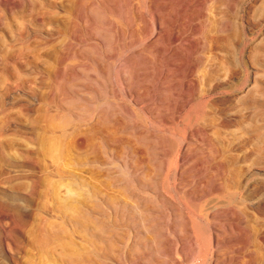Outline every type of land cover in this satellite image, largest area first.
<instances>
[{"label":"rangeland","instance_id":"1","mask_svg":"<svg viewBox=\"0 0 264 264\" xmlns=\"http://www.w3.org/2000/svg\"><path fill=\"white\" fill-rule=\"evenodd\" d=\"M263 3L0 0V264H264Z\"/></svg>","mask_w":264,"mask_h":264},{"label":"bare ground","instance_id":"2","mask_svg":"<svg viewBox=\"0 0 264 264\" xmlns=\"http://www.w3.org/2000/svg\"><path fill=\"white\" fill-rule=\"evenodd\" d=\"M137 1V0H136ZM260 1V0H259ZM262 2V1H261ZM170 3H172V2H170ZM152 4V3H151ZM161 4H163V3H161ZM264 4V3H263ZM160 5V4H159ZM234 5V4H233ZM157 6V5H156ZM156 6H154L153 5V7H156ZM226 6V5H225ZM138 8V7H137ZM136 8V11H139L138 9ZM157 8V7H156ZM232 8H234V6L232 7ZM134 9V8H133ZM154 9V8H153ZM158 9V8H157ZM158 11V10H157ZM234 11V10H233ZM196 12V11H195ZM140 13V12H139ZM138 14V13H137ZM159 14V13H158ZM139 15V14H138ZM167 15V14H166ZM166 15H164V16H166ZM194 15V14H193ZM205 15V14H204ZM163 16V17H164ZM158 17V16H157ZM202 17V16H201ZM135 18V17H134ZM142 18V17H141ZM144 18V17H143ZM159 18V17H158ZM163 19V18H162ZM161 20V19H160ZM157 21V20H156ZM139 22V21H138ZM141 22L143 23V20L141 19ZM161 22H163V21H161ZM254 23H256L257 24V22H255L254 21ZM150 24V23H149ZM141 25V24H140ZM151 25V24H150ZM228 25H230V24H228ZM158 26V25H157ZM162 26V25H161ZM231 26H233V25H231ZM235 27V26H234ZM156 29H157V27H155ZM198 28H206V27H198ZM146 29V28H145ZM159 29V28H158ZM162 29V28H161ZM161 29H160V31H161ZM204 29H203V31H204ZM152 30V29H151ZM252 30H254V29H252ZM165 31V30H164ZM199 31V30H198ZM251 31V30H250ZM249 31V32H250ZM258 31H260V30H258ZM149 32V31H148ZM157 32V31H156ZM252 32V31H251ZM256 32V31H255ZM254 32V33H255ZM133 33V32H132ZM163 33V32H162ZM165 33V32H164ZM258 33V32H257ZM264 33V32H263ZM148 34V33H147ZM157 34V33H156ZM161 34V33H160ZM159 34V35H160ZM230 34V33H229ZM239 34V29L236 27L235 29H234V31L232 32V36L234 35V38L237 36ZM249 34H251V33H249ZM146 35V34H145ZM158 35V36H159ZM245 35H246V33H245ZM232 36H231V38H232ZM249 36V35H248ZM154 37V36H153ZM157 37V36H156ZM175 37V39L174 40H181L182 41V36H181V33L179 34H177L176 36H174ZM159 38V37H158ZM165 39V38H164ZM168 39H169V37H168ZM230 38H229V36L227 37V41L229 40ZM245 39H246V37H245ZM244 39V40H245ZM251 39V38H250ZM173 40V39H172ZM247 40V39H246ZM245 40V41H246ZM205 41V40H204ZM250 41V40H249ZM206 42V41H205ZM225 42H226V40H225ZM154 43H157V42H154ZM163 43V42H162ZM167 43V42H166ZM210 43H211V41H210ZM233 43H235V42H233ZM173 44V43H172ZM223 44H225L224 42H223ZM242 44V43H241ZM264 44V43H263ZM157 45V44H156ZM179 45V44H178ZM235 45V44H234ZM243 45H245V42H243ZM165 46V45H164ZM200 46V45H199ZM198 46V47H199ZM202 46H203V44H202ZM201 46V47H202ZM212 46V45H211ZM222 46V45H221ZM195 47V46H194ZM213 47V46H212ZM235 46H233V48H234ZM242 47V46H241ZM149 48H152V47H149ZM155 48H156V46H155ZM162 48V47H161ZM165 48H167L166 46H165ZM172 48V47H171ZM192 48V47H191ZM221 48V47H220ZM157 49V48H156ZM168 49H169V47H168ZM200 49H202V48H200ZM226 49H227V47H226ZM157 50H159V49H157ZM180 50V49H179ZM182 50H183V48H182ZM220 50V49H219ZM221 50H223V49H221ZM220 50V51H221ZM230 50H232V49H230ZM229 50V51H230ZM243 50H244V47H242L241 48V53L243 52ZM163 51V50H162ZM162 51H160V52H162ZM171 51H172V49H171ZM181 51V50H180ZM152 52V51H151ZM232 52V51H231ZM173 52H171V54H172ZM181 53V52H180ZM178 51H174V54L175 55H178V56H182V55H179L180 54ZM152 54V53H151ZM170 55V54H169ZM183 55L185 56V54L183 53ZM230 56H231V54H230ZM220 57V56H219ZM251 57H252V60H253V63H255V64H259V65H261V66H264V48L263 47H258V46H256V47H254L253 48V53H252V55H251ZM241 58H242V56H241ZM175 59V58H174ZM198 61V60H197ZM245 61V60H244ZM174 62V64L173 65H177V66H182V64H183V58H179V59H177L176 61H173ZM236 62V61H235ZM239 62V61H238ZM200 63V62H199ZM232 63V62H231ZM246 64V63H245ZM198 65V64H197ZM244 65V64H243ZM235 66H236V64H235ZM246 66V65H245ZM197 67V66H196ZM237 67H239V66H237ZM244 67V66H243ZM178 67H176V70H178L177 69ZM246 68V67H245ZM175 69V68H174ZM247 69V68H246ZM181 70V69H180ZM193 71V70H192ZM140 72V71H139ZM173 72H174V70H173ZM245 72H246V70H245ZM248 72V71H247ZM192 73V72H191ZM182 75V73L180 74V76ZM179 76V75H178ZM177 76V77H178ZM163 77H164V75H163ZM248 77V76H247ZM175 78V77H174ZM162 79H164V78H162ZM178 80V82H180V80L179 79H177ZM177 80H176V82H177ZM247 80H248V78H246V79H244L241 83H238L237 85H235V86H237L238 88H239V86H241V85H243L244 86V83H246L247 82ZM175 81V80H174ZM192 82V81H191ZM189 83V82H188ZM193 83V82H192ZM175 84H177V83H175ZM247 84V83H246ZM162 86H163V84H161ZM195 85V84H194ZM198 85V84H197ZM182 86V85H181ZM262 85H261V81H259L258 79H255V86L251 89V90H249L245 95H243V96H241L240 98L245 102V103H247V104H250L252 107H255V108H258L259 109V111L257 112L256 111V113H254L255 115L256 114H264V113H262V111L264 110L263 108H262V106L264 105V103H262V101H261V97L259 98V95L261 94V92H262V87H261ZM188 87V86H187ZM186 86H185V88H187ZM231 87V86H230ZM148 89V88H147ZM162 89V88H161ZM188 89V88H187ZM192 89V88H191ZM237 89V88H236ZM229 90H230V88H229ZM248 90V89H247ZM192 91V90H191ZM208 91H210V90H208ZM211 92V91H210ZM226 92H227V90H226ZM230 92H231V90H230ZM233 92V91H232ZM140 93V92H139ZM196 93V92H195ZM206 93V92H205ZM209 93V92H208ZM210 94V93H209ZM231 94V93H230ZM189 96H191V95H189L188 94V96L187 97H189ZM209 96V95H208ZM191 98H192V96H191ZM183 101V100H182ZM242 101V102H243ZM184 103V102H183ZM205 104H206V102H205ZM246 108V107H245ZM256 110V109H255ZM257 124V123H256ZM254 126V125H253ZM95 127V126H94ZM98 127V126H97ZM196 128V127H195ZM92 129V128H91ZM95 129V128H94ZM93 129V130H94ZM198 129V128H197ZM92 130V131H93ZM97 130H98V128H97ZM95 131V130H94ZM197 131V130H196ZM88 132H91L90 130L88 131ZM93 133V132H92ZM199 133V132H198ZM200 134V133H199ZM201 134H202V132H201ZM198 136V135H197ZM200 136V135H199ZM91 138V137H90ZM76 143V142H75ZM209 143V142H208ZM96 146V145H95ZM188 146V145H187ZM190 146V145H189ZM139 147V146H138ZM74 149H75V147H74ZM250 149V148H249ZM94 150H95V148H94ZM113 151V150H112ZM99 155V154H98ZM97 160V159H96ZM223 162V161H222ZM94 164V163H93ZM219 165V164H218ZM127 167V166H126ZM198 169V168H197ZM71 211V210H70ZM87 212V211H86ZM68 213H70V212H68ZM75 213V212H74ZM84 212H83V215H81V213L78 211V213H76V216L75 215H73V213L71 212V215H73L72 216V220H74V222L75 223H77V224H80V225H82L83 227H84V229L87 231V236H88V242H90L91 244H93L94 242H95V239H96V237H97V235H98V233H105V236L107 235L106 233H108L109 232V230H111V228L109 229L108 227H109V225L107 226V222H105L104 220H99L98 219V217L97 216H87L86 214V216H84ZM71 215H69V217L71 216ZM103 219V218H102ZM112 226V225H111ZM113 227H115V226H113ZM43 229H44V227H43ZM46 229V228H45ZM44 229V230H45ZM136 230V229H135ZM113 231H115V229L113 230ZM109 233H112V232H109ZM45 234V233H44ZM43 234V235H44ZM62 234V233H61ZM41 235V234H40ZM46 235V234H45ZM110 235V234H109ZM115 235H117L116 233H115ZM42 236V235H41ZM99 236V235H98ZM108 236V235H107ZM138 236V235H137ZM42 237H44V236H42ZM54 237V236H53ZM117 237H119V236H117ZM122 237V236H121ZM55 238H57V237H55ZM110 238H112V235H111V237ZM37 239V241L40 243V245H42V246H45L46 247V245L47 244H49L46 240H44V241H42V239H41V241L39 240V237H37L36 238ZM103 239V238H102ZM107 239H108V237H107ZM106 239V240H107ZM114 239V238H113ZM113 239H111V240H113ZM121 239V238H120ZM137 239V238H136ZM115 240V239H114ZM122 240H123V238H122ZM46 241V242H45ZM50 241V240H49ZM54 242H56L55 240H53ZM100 241V240H99ZM108 241V240H107ZM110 241V240H109ZM109 241H108V245L110 244L109 243ZM102 242V241H101ZM123 241H121V243H122ZM136 243V242H135ZM52 244V243H51ZM100 244V243H99ZM98 244V245H99ZM117 244V243H116ZM55 245V244H54ZM101 245V244H100ZM111 245V244H110ZM109 245V246H110ZM138 245V244H137ZM136 245V246H137ZM50 245H48V247H49ZM59 246V245H58ZM60 246H62V256L61 257H64L65 258V260L69 263V264H97V250H92V249H90V248H83V247H79V245H76L75 246V244H72V242H66L65 243V241H64V244H61ZM47 247V248H48ZM52 247V246H51ZM55 247V246H54ZM111 247H113V246H111ZM119 247V246H118ZM60 248V247H59ZM111 249V248H110ZM117 249V248H116ZM105 250V249H104ZM101 251V250H100ZM108 251V250H107ZM110 251H112V250H110ZM106 252V251H105ZM104 253V252H103ZM111 253V252H110ZM103 256V255H102ZM203 256V255H202ZM204 257V256H203ZM98 262H100V261H98ZM166 262V261H165ZM177 262V261H176ZM176 264H178V263H176ZM199 264V263H198Z\"/></svg>","mask_w":264,"mask_h":264}]
</instances>
